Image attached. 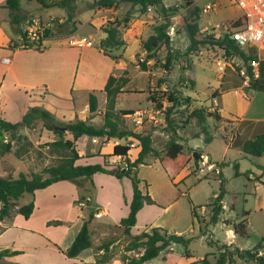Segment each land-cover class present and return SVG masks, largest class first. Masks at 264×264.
Returning a JSON list of instances; mask_svg holds the SVG:
<instances>
[{"label": "rangeland", "instance_id": "374dc122", "mask_svg": "<svg viewBox=\"0 0 264 264\" xmlns=\"http://www.w3.org/2000/svg\"><path fill=\"white\" fill-rule=\"evenodd\" d=\"M91 1L93 0H77L73 11L74 16L61 28L57 24L63 23V20L59 21V17L64 16L65 20L68 17L65 9L44 8L36 1L20 0L21 19L18 25L21 29H25L26 26L34 23L38 27L51 29L54 35L61 32L68 34L64 37L69 38L68 40L85 37L93 41L94 44L91 47L81 44L70 50L69 64L65 66L63 77L53 80L52 73L49 71L38 75V79L52 82L54 93L60 98L45 97L42 100L45 105L39 103L40 99L33 96L31 97L33 101H29L33 102L30 103L31 106L45 108L63 121L83 119L95 126H100L103 123L105 109L106 96L103 90L105 80L111 74L118 76L121 74L123 70L117 64L118 61L127 65L131 61L137 63L138 60L145 59L146 52L141 47V42L152 34L153 27L163 23L167 16L160 6L152 7L151 10L149 8L142 13L138 6L132 8L129 2H122L117 7L109 9H85V3ZM208 2L219 1L194 0L193 5L188 6L184 0H163V4L169 9L167 15L170 26L167 32L171 39L172 54L176 55L179 52V55L166 69L164 66L166 48L162 45L156 51V55L146 61L147 70L143 71L139 66H130L131 79L125 87L126 91L120 93L115 102L116 110H134L130 115L119 114L120 124L136 132L150 134L152 147L161 153L169 138L164 122L165 109L169 104L161 96L172 89H181L182 93L190 96L193 101L190 107L180 105L173 110V117L179 125L180 141L185 146L201 149L203 155H209L212 158L213 163L224 162V165L218 168L219 172L200 171L198 161L197 165L190 163L176 173L171 163H165L163 166L150 154L145 163L138 166L140 189L154 202L144 203L137 213V221L131 228V233H140L151 226L160 227L168 233L180 232L190 239L187 248L182 243H171L155 258L143 264H215L219 259V245L231 244L230 249L234 247L251 249L264 238V185L257 180L258 163L264 161V158L246 154L240 148L228 145L232 135L236 133L235 125L232 123L236 119L226 117L224 120L216 121L211 116L207 117L205 125L210 141L205 142L202 136L190 137L198 128L195 121L192 122L191 119L188 121L187 118L192 108L202 107L217 111L213 105L216 97L214 95L219 91L232 89L236 84L246 93H250L248 88H243L249 84V78L242 74V71L247 73V67L239 55H227L221 47L212 44L202 45L196 51L188 50L190 41L187 24L192 21L191 11L194 6L199 8L197 20L200 27L199 37L223 35L225 27L242 15L243 10L231 0H220L215 11L203 13L202 8ZM128 11L133 12V16L126 27L119 26V36L123 38L125 44L109 48V54H104L100 51V42L105 36L102 27L109 23L115 24V21L122 18ZM11 25L15 29V25L12 23ZM74 26L76 29L69 33ZM13 35V40L17 41V34L13 32ZM57 40L59 39L45 38L46 50L50 48L54 50L53 44ZM245 51L250 55L257 54L259 57H264V41L260 45L246 47ZM17 76H20L21 82L25 83L24 88L21 86V89L29 90L31 87L26 86L31 83L26 73L17 72ZM181 79L184 80L183 83H180ZM68 80L71 87L67 83ZM190 80H194V85H191ZM41 87L39 85L38 90ZM33 89L32 92L36 95L37 89ZM12 90L17 89L12 87ZM90 92L95 93L98 98V109L93 114L87 111L86 98ZM151 95L159 98L161 106L150 99ZM25 104L24 101L16 108L13 106L15 109H11L12 116L6 118L11 122L17 121L13 115L19 114V110ZM75 104H77L76 107ZM225 106L228 107L227 109L235 108V106L237 108V98L231 96ZM19 133L30 142L25 144L27 152H24L22 158H17L13 150L0 156V176H18L19 172L40 173L43 168L57 163V157L46 146L47 142L55 139V135L43 127L42 121H36L30 128H21ZM67 137L71 138V135L67 134ZM9 139L10 136L7 134L5 141ZM129 141L111 140L106 137L89 138L82 135L75 140V147L82 156L77 164L102 163L107 164L108 169L125 168L126 158L112 157L110 154L114 144ZM24 142L23 140L19 143L12 141L14 147ZM129 143L131 149L128 155L130 159H133L140 145L136 140H131ZM234 164H237V167ZM220 173L221 178L224 179V192L221 199L223 211L219 220L212 223L209 221L210 208L207 204L211 203L219 192ZM129 179L127 176L115 178L110 174L97 172L94 179H81L79 186L65 180L33 193H24L16 201L17 206L32 200L34 210L28 218H25L17 212V206H15L8 217L0 220V248L5 245L8 246L7 249L14 246L24 248L28 246L30 249L23 257L24 264H72L64 254V246L67 238L72 237L77 228L74 224L77 218L81 223L82 215L85 217L84 221L92 219L87 208L89 200L79 199L80 196L88 194L97 199L96 206L100 208L103 207L101 203L106 202L108 213L103 217H95L94 213L97 210L92 211L93 220L88 221L92 246L83 250L77 258L82 260V264H100L95 262L94 253L100 244L109 240L111 244L105 253L119 258L124 254L129 236L124 234L122 228L115 223L128 214L129 202L126 199L128 189L132 195ZM78 199L81 204H78ZM91 202L94 203V200ZM241 219L247 221L248 236L236 235L232 239L228 229H232V224ZM26 225L36 228L37 234L22 230V227ZM5 226L7 228L3 230ZM67 228L69 232L66 234L64 230ZM46 233L57 244L49 245L44 242L40 235L46 237ZM262 245L260 253L264 252V241ZM127 254L131 257L135 253L127 251ZM5 256L9 255L0 256V264H15L13 261L6 260ZM192 258L204 259L205 262H191ZM109 264H123V262L118 259ZM234 264L254 263L235 256Z\"/></svg>", "mask_w": 264, "mask_h": 264}, {"label": "trees", "instance_id": "16d2710c", "mask_svg": "<svg viewBox=\"0 0 264 264\" xmlns=\"http://www.w3.org/2000/svg\"><path fill=\"white\" fill-rule=\"evenodd\" d=\"M36 1L41 7H60L67 11L68 17L63 23H58L59 27H64L69 22L73 15V11L76 6L77 0H27ZM122 2H129L131 7H139V11L145 13L149 8L160 6L161 10L166 14V19L163 23L157 24L153 27V33L150 34L145 40L141 42V47L146 52L144 60H138L137 63L129 62L123 69L121 74L108 76L105 85V109L103 114V123L100 126H95L91 122L83 119H76L74 121H63L56 117L49 110L40 106H30L27 111L16 122H10L0 118V156L13 150V153L17 158H22L24 152H27L25 144L30 143L25 136L19 133V130L23 127L30 128L38 120L42 121L43 127L48 131H51L55 135V139L46 143L52 152L57 157V163L43 168L40 173L26 174L19 172L18 176H0V220L8 217L11 210L17 206L16 201L24 193H33L38 189L46 188L47 186L62 180H68L81 185L80 180L83 178L91 179V176L96 172L107 173L117 178L127 176L130 178L132 185V198L129 202V211L125 217L119 220L118 226L122 228L124 234L129 236V240L124 250V254L120 255L119 259L123 264H143L149 262L155 258L160 251L168 247L171 243H182L186 248L190 242V239L184 237L182 234L168 233L166 230L160 227H151L149 230L142 231L137 234H132L130 229L136 224L137 212L143 207L144 203H153L154 201L148 196L143 194L140 189V179L137 176L138 166L144 164L147 156L152 154L159 162L164 166L165 163H171L176 173H179L188 164L193 163L197 165L198 161L203 155L201 149L191 148L185 146L179 138L178 128L173 117V110L175 107L184 105L190 107L192 98L188 95H184L181 89H172L163 93L161 98H164L169 105L165 109V126L169 132V138L165 142L162 152L160 153L152 147L151 135L148 133L136 132L125 126H122L119 122V114H132L134 110H116L115 102L120 93L126 91L125 87L130 81L129 67H140L141 70H147L146 61L156 55V51L164 45L166 48L164 66L168 69L171 62L177 59L179 52L173 55V49L170 45V36L168 34V28L170 22L168 19V8L163 4V0H93L85 3V9L101 10L117 7ZM188 6L193 5L194 0H184ZM9 11V20L12 24L18 25L20 23V0H5L3 5ZM133 12L128 11L122 18L117 19L115 24L109 23V25L103 26L102 30L105 32V37L101 40L100 50L104 54H109V48L115 46H122L125 44L123 38L119 36V26L126 27L130 18L133 16ZM192 21L187 24L188 37L190 41L189 51H196L200 46L206 44L217 45L221 47L227 55H239L245 62L247 67V75L249 76V84L246 86L252 90H264V83L260 77L262 60L259 61L257 56L246 53L245 48H239L236 46L232 39L229 38L228 33L223 35H208L199 37L200 27L197 23L199 18V8L194 6L191 11ZM75 23V21H73ZM245 22V16H240L232 21V27H237ZM75 26L69 33L75 30ZM26 29H19L20 39L18 43H14L13 46H19L21 48H31L41 50L43 48V40L47 37H52L54 34L49 28H45L37 42H27ZM66 34V33H59ZM137 57V54H136ZM113 58L117 59L116 56ZM258 64L259 75L254 78L253 63ZM162 81V79H161ZM160 81V82H161ZM184 80L181 79L180 83ZM191 85H194V80H190ZM180 85V84H179ZM181 86V85H180ZM239 87L238 84L233 86ZM150 99L154 102H158V106H161L159 98L154 95L150 96ZM87 111L89 113H95L98 109V98L93 92L87 94ZM77 104H75V107ZM213 117L216 121L224 120V118L217 112L211 109L202 107L192 108L187 115L189 119L196 122L198 128L190 137H203L205 142L210 141V135L207 132L205 125L207 117ZM186 121V122H188ZM247 120L240 121L239 125L247 124ZM10 136V139L5 141L6 135ZM67 134L71 135V138L67 137ZM85 135L89 138L93 137H106L111 140L124 139V140H136L140 149L133 159L129 158L128 152L130 151V141L127 143H116L112 147V157H124L126 158V167L119 169H108L107 164L95 163V164H76V161L80 158V155L75 147V140ZM15 140L18 143L23 140L24 143L14 147L12 141ZM230 145L240 148L246 154L255 156L264 155V131L256 133L253 137H247L246 135L236 132L232 135ZM223 166L224 162L218 164ZM237 167V164H234ZM219 192L213 198L212 202L207 204L210 208L209 221L216 223L219 220L220 214L223 211V205L221 203L222 195L224 192V179L219 174ZM85 196H80L79 199H83ZM34 210V201L18 205L17 212H19L25 218H28ZM247 214V213H246ZM90 218H93V212L89 213ZM232 229L236 235L241 237H247V221L241 219L232 224ZM264 238L258 242L251 249H240L234 247L230 249V245H219V259L215 264H232L235 256L242 258L246 261H251L254 264H264V252L260 253V249L263 247L262 242ZM111 241H106L97 247V251L94 253L96 263L109 262L113 256L107 255L105 252L109 250ZM92 246L91 234L88 221H84L81 225L78 233L71 242V244L64 250V254L68 258H77L83 250ZM104 250L103 252H101ZM127 251H133L135 254L130 257ZM20 253L18 250L3 249L0 251L2 255H15ZM198 261L205 262L203 259ZM78 264V263H72Z\"/></svg>", "mask_w": 264, "mask_h": 264}, {"label": "crops", "instance_id": "0c3cea01", "mask_svg": "<svg viewBox=\"0 0 264 264\" xmlns=\"http://www.w3.org/2000/svg\"><path fill=\"white\" fill-rule=\"evenodd\" d=\"M4 3H5V0H0V57H1V59H0V118L9 121L6 117L12 116L11 109L13 108V106L16 108V106L18 104L21 105L22 102L25 101V103H26L25 106L19 110L20 115L19 114L13 115L14 119H17V121H18L21 118V116L27 111V109L31 106L30 103H33V102H30L32 100V98H31L32 96L35 98H39L40 99L39 103H41L43 105H45V103L42 100H44L45 97H47L49 99L50 98H56V99L60 98V96H58V95H56V93H54V90L51 86L52 82L47 81V80H43V79H38V75H41L42 72L49 71L52 73L51 75L53 77V80L63 77L64 72H65V66H66V64H69L68 58H69L70 50L74 47H77L74 44V40L77 38H73V36H72L73 39L68 40L69 38L68 39L64 38L65 35H68V34L53 35L52 38L59 39V40H57V42H55L53 44V47L55 48L54 50L52 48H50V50H46V48H45L46 45L44 43V40L42 43L43 48L41 50H36V49H31V48H21L19 46L15 47L13 45H14V43L19 42V39H20L19 29H21V28L19 25H15V29L12 27L10 20H9V11L7 8H5L3 6ZM60 20L64 21L65 20L64 16L59 17V21ZM26 27H25V29H26ZM13 32H14V34H17V36H16L18 39L17 41L13 40L14 39ZM263 41L260 44H262ZM84 46L86 47V45H84ZM256 56L259 59V61L260 60L263 61V63L261 64L260 77L264 83V57H259L257 54H256ZM4 58H8L9 59L8 62H4L3 61ZM117 64L120 65L122 70L126 67V63H124L122 61H118ZM255 68H257L258 75H259L257 62H256ZM78 69L79 68L77 66V71H78ZM17 72L26 73V75L28 76V79L31 83V85L26 86V87H31L29 89L30 91L29 90L23 91L24 89H21V86L22 87L25 86V83L21 82L22 79L20 78V76H17ZM76 75H77V72H76ZM69 80L67 81V83L71 87V83ZM39 85H41L42 87L38 90ZM12 87L17 89V90L13 91ZM33 88L37 89L36 95H35V93L32 92L34 90ZM243 88H246V87H243ZM69 89H70L69 91H71V88H69ZM249 90H250V93H246L242 89V87H237V88L227 89L224 91H219L218 93H216L214 95L216 97L214 98L215 102L213 103V105L215 106L217 112L223 118L229 117V118L236 119L234 122H232L236 128L235 132H240V133L246 135L247 137H253L257 132L260 133V131H264V90H252V89H249ZM231 96H234L235 99L237 98L238 107L236 108V106H235V108L231 107V108L227 109L228 107L225 106V103L228 102V100ZM15 108H13V109H15ZM56 111H59V110H56ZM56 113H58V112H56ZM242 120H247L248 123L245 125H239L240 121H242ZM228 145L231 146L230 144H228ZM207 156L212 161V158H210L209 155H207ZM81 157L82 156L80 155V158ZM258 157L264 158V155L258 156ZM77 161H76V164H77ZM219 167H221V166H219ZM96 173H94L91 176V179L95 178ZM100 173H102V172H100ZM110 176H113V175H110ZM263 177H264V161L258 163V179H257L258 182H261L264 185ZM115 178H117V177H115ZM62 181H65V180H62ZM130 193H131L130 189H128V196H127L128 198H126L128 200V202H130V200L132 198V195ZM85 199L89 200V205L87 206L88 212H92L96 209L97 211L101 212L100 217H103L104 215H106L108 213V204L106 202L105 203L102 202L101 205L103 207L100 208V207L96 206V203H97L96 200L97 199L92 198L88 194L85 196ZM92 200H94V203L91 202ZM78 204H81L79 199H78ZM91 207H94V209H92V211H90ZM128 211H129V209H128ZM81 218H82V223L79 222V220H80L79 218H77L75 220L74 224H76L77 228L74 231L73 236L67 238L66 244L64 246V250L71 244V242L75 238L76 234L78 233L81 225L83 224V222H84L83 219L85 218L84 215H82ZM121 218H119L118 222L115 224H118L119 220ZM90 220H93V218L89 219L87 221H90ZM26 227H22V230L29 232V233H32V234H37L35 232V230H37L36 228H33L31 226H28V225H26ZM6 228L7 227L5 226L3 228V230ZM150 228H151V226L149 227V229ZM68 229L69 228L64 230V232L66 234L69 232ZM130 231H131V229H130ZM228 232L231 234L232 239L235 238L236 234L234 233L233 229H228ZM177 234H180V232H177ZM45 235H46V237L40 235L45 240V241L43 240L44 242H46L49 245L57 244V243L52 241V239L49 237L50 235L48 233H46ZM63 239H64V237H63ZM230 246H231V244H230ZM7 247L8 246L5 245V246L1 247L0 249H2V250L7 249ZM29 249L30 248L28 246H27V248L14 246V248H10L9 250H18V251H20V253L15 254V255L5 256V258H6V260L13 261L15 264H24L23 257L26 255V251H28ZM34 250H35V248H34ZM190 257H193V256H190ZM68 259H69V262H71V263L78 262V263L82 264V260H79L78 258H68ZM118 259L119 258L113 257L109 262H112V261H115ZM197 261H198V259L192 258L191 262H197ZM109 262L100 263V264H109ZM232 264H234V262Z\"/></svg>", "mask_w": 264, "mask_h": 264}, {"label": "built area", "instance_id": "2783aa9c", "mask_svg": "<svg viewBox=\"0 0 264 264\" xmlns=\"http://www.w3.org/2000/svg\"><path fill=\"white\" fill-rule=\"evenodd\" d=\"M220 2V0H218ZM219 2H208L202 8L203 13H208L215 11ZM236 6L243 10L241 16H245V22L237 27H232V23L225 27V33H228L229 38L233 40L234 44L239 48H246L249 46H257L264 40V0H231ZM35 23H37L35 21ZM219 27V25H217ZM46 27L36 26L34 23L26 27V40L27 42H37L40 38L43 30ZM75 45H86L92 46L93 41L82 37L81 39L74 40ZM8 58H4V62H8ZM256 66V63H253ZM254 78L258 76L257 68H253ZM247 79L249 76L247 73L242 71ZM200 162V171H218V164L213 163L207 155H202L199 160ZM95 217H100L101 212L96 211L94 213Z\"/></svg>", "mask_w": 264, "mask_h": 264}, {"label": "water", "instance_id": "95a60500", "mask_svg": "<svg viewBox=\"0 0 264 264\" xmlns=\"http://www.w3.org/2000/svg\"><path fill=\"white\" fill-rule=\"evenodd\" d=\"M92 209H94V207H91L90 211H92Z\"/></svg>", "mask_w": 264, "mask_h": 264}]
</instances>
